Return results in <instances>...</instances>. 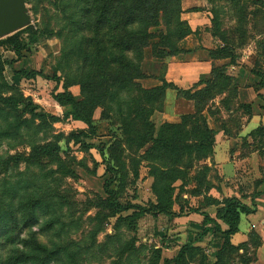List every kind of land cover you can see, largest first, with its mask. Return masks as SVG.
Instances as JSON below:
<instances>
[{"label": "rangeland", "instance_id": "obj_1", "mask_svg": "<svg viewBox=\"0 0 264 264\" xmlns=\"http://www.w3.org/2000/svg\"><path fill=\"white\" fill-rule=\"evenodd\" d=\"M223 1L218 2L220 19L230 32L228 38L219 36L234 46L239 72L264 71V50L260 49L264 46V7L244 0L246 9L241 5L236 12L230 11L229 0ZM26 2L29 23L0 36V264H164L167 258L175 259L183 247L184 258L172 264L206 262L209 251L215 250V238L204 232L214 225L192 217L173 220V215L179 214L180 203L186 208L178 217L193 212L202 202L192 196L197 195L196 188L207 193L214 181H222L221 169L208 167L215 159L213 141L217 135L221 140L222 134H210L211 144L204 141V147L196 146L208 136V116L203 111H208L210 119L221 110L227 112L222 93L216 99L209 90L193 89L191 95L201 102L198 112L186 116L180 127L164 124L156 128L155 136L159 131L162 136L157 146L150 142L141 147L144 133L151 134L143 124L147 116L138 112L142 107L128 102L134 89H152L149 86L157 82L144 84L146 78H138L126 88L127 82L117 79L111 87L115 82L109 74V82L101 88L107 91L106 98L100 97L91 116L93 132L88 124L66 118L68 107L55 99L58 93L70 91L82 100L85 94H92L101 78L90 60L101 59L97 46H110L103 42L102 33H92V25L84 31L80 25L90 0ZM112 49L105 52V58L112 60ZM150 56L148 49L143 70ZM220 75L227 77L226 73ZM131 84L134 88L129 91ZM161 99L145 106L157 109L154 114L164 105L165 98ZM232 106L236 109L237 104ZM234 117L229 119L230 131L224 130L233 139L239 122ZM154 120L158 125L163 121L160 115ZM81 129L92 132L83 137L95 145L89 151L83 144L69 141ZM246 143L240 146V140H231L230 147H223L228 155L235 149L245 154L250 151ZM49 144L58 147L42 153L40 146ZM100 145H105L104 154L97 147ZM170 185L178 194L177 213H148L135 220L128 217L141 215L134 204L150 207L158 189L164 199L171 198ZM109 189L115 191L118 203L100 204L99 197H109ZM192 200L195 203L190 207Z\"/></svg>", "mask_w": 264, "mask_h": 264}, {"label": "crops", "instance_id": "obj_2", "mask_svg": "<svg viewBox=\"0 0 264 264\" xmlns=\"http://www.w3.org/2000/svg\"><path fill=\"white\" fill-rule=\"evenodd\" d=\"M219 1L221 0H181L182 19L188 22L192 33L182 40L180 44L182 51L178 55L161 60L151 55L145 59V64L148 67L144 70L149 71L147 74L150 76L145 79L144 84L148 81H155L157 83L149 88L161 86L163 78L180 89L188 90L201 81L213 79L216 82L218 78L213 74V69L225 66V73L231 80L228 90L223 92L222 96L223 98L231 96V100L235 101L233 103L237 104V110L233 108L225 112L219 106L221 112H219L220 114L216 113L213 118L211 117L212 124H210L211 119L208 111H205L206 109L203 111L205 115L207 112L209 129L213 130L214 134H222L221 140H218L217 135L216 141H214L215 161H213L215 164L211 160L208 163V167L215 165V168L221 169L222 181L220 183L214 181L207 193L199 192L196 193L197 195H192L194 199L198 197L197 199L202 201L196 206L200 209L199 211L187 212L183 215L184 217L173 215L175 216L173 220H188L189 217L204 220L207 215L215 220L223 230H226L228 226L217 218V207L207 204L204 201L205 197L238 198L254 211L248 214L242 213L239 231L231 237V245L237 249H234L235 252L231 253V257L229 253H226L224 259L226 260L229 256L228 264H246V262H248L247 264H264V134L255 138L251 135L259 128H264V85L259 84L261 77L257 76L253 70H247L245 71L247 73L244 74V69L239 72V61L238 64H233L229 58L216 57V50L229 43V40L223 39L219 33L228 38L230 32L220 19L222 9L218 6ZM243 1L241 0V5L245 7ZM254 1L256 0H252V4ZM227 4L231 6L230 11L236 10L232 3ZM248 16L250 19L251 14ZM243 57L244 63H247L249 55L245 53ZM205 86L206 83H200L196 91L202 90ZM230 91L234 95L233 97L230 95ZM219 95L221 93H216L215 98L219 99ZM171 96H175L176 99L170 100ZM220 103L221 101H219ZM239 105H250L251 114H248L246 108H240ZM178 107L179 110H177ZM197 112L196 101L180 96L176 89H167L164 105L161 110L152 115L151 121L156 128H161L164 124H181L185 116L194 115ZM234 113L238 114L235 117L239 119L236 124L238 134L235 139L230 134H225L224 131L225 129L230 131L229 119L234 117L231 115ZM156 115H160L163 119L159 125L154 120ZM218 117H223V121H218ZM231 140H240V146L247 141L250 151L243 154L235 149L234 153L228 155L223 145L230 147ZM255 193H257L256 196ZM177 195L174 193V198ZM155 196V200L153 199L151 202L156 204L159 201V193H155ZM194 203L193 201L190 206H193ZM175 204L176 202L173 209L177 210L176 207L179 205ZM209 224L214 225V223ZM212 234L215 238V250L209 251L206 264H216L218 253L224 242L222 232Z\"/></svg>", "mask_w": 264, "mask_h": 264}, {"label": "trees", "instance_id": "obj_3", "mask_svg": "<svg viewBox=\"0 0 264 264\" xmlns=\"http://www.w3.org/2000/svg\"><path fill=\"white\" fill-rule=\"evenodd\" d=\"M229 3L233 4L236 12L237 10H240L241 0H229ZM253 3L254 5H261L264 7V0H256ZM244 9L245 7L243 6V10ZM84 10H86L84 16L85 19L80 22L82 30L84 31L88 28V26L92 25L93 27H91L93 30V34L102 33L105 36L103 42L108 41L107 43L110 48L114 49V52L113 49L111 50L113 52V57L112 60L105 58V52H107L110 48H106V46H103V43L100 44V46H97V55H101V59L94 61L90 60L91 63H93L95 66L98 79L100 77L103 78V80H101L100 78L98 81H96L97 88L94 91H91V95L88 96V94H85L82 100H77L70 91L58 93L55 96V99L59 104L68 107V111L65 114L66 118H71L81 123L88 124L91 130L94 132L95 127L92 124L91 116L94 106H97L101 103L98 101L100 97L103 96L106 98L105 95H107V91L104 92L103 89L101 90V88L103 85L109 82V78H107L109 77V74L110 78H112L115 82L111 85V87L117 84V79L120 80V82H127V88L128 86H130V83L128 84V82H130L131 80L134 82V80L136 81V79L138 78H148L150 75H148L142 68V60L144 58L145 51L150 49L151 55L159 60L176 56L182 51L180 48L182 40L186 36L191 34L192 30L188 22L182 19L183 9L181 0H90ZM259 12V10L256 12L257 15ZM252 15L256 18L255 14ZM263 43L264 42H262V44ZM260 47V49L264 50L263 45H261ZM89 51L92 50L89 49ZM215 53L216 57L218 58H229L233 64L237 63L238 54L237 52H235L234 46H232L230 43H227L225 46L217 49ZM132 56H134V58H132ZM262 56L264 57V51ZM87 64H89V62ZM224 71H226L225 66L214 68L213 74H215L218 78L217 81L214 82V80L211 79L200 82L206 83V86L202 90L211 91V96L213 98H215L216 93H223L227 91L228 87L230 86L231 79L228 76L223 78V76L220 75L221 73H225ZM253 72L257 76L261 77V82L259 84L264 85V71L253 70ZM161 81H163V84L156 88L145 89L143 87H139L137 89H134L135 92L133 93L132 98L134 100L129 98L128 103L130 106L136 105L142 107V109L138 110V112H142V114L147 116L145 117L146 119H143V124H145V126H148V130L151 132V134H147L146 132L144 133L141 147H145L146 144L150 142H153V147H155L161 140V131L158 132L160 134H157L155 136L156 127L150 119V116H152L153 112L157 109H151L146 107L145 105H150V102L156 100V98H162V102L165 98V92L167 88H174L178 91L180 96L196 100L197 108L199 110L198 105L201 102L200 100L198 101V97H194L193 95H191V93L193 89H196L200 83L191 89L185 90L178 88L175 84L169 83L163 78L161 79ZM125 85L126 84H124L123 86ZM131 86L132 87L128 89L129 91L133 90L134 88L132 84ZM229 93L230 95H232V97L234 96L231 91ZM147 94L151 95L146 96ZM152 95L155 96L151 98ZM129 97H131V95ZM230 97H225L222 100L226 110H231L233 107V102ZM89 103L92 105L90 107H87V105H90ZM239 107L246 108L248 114H251L250 105H239ZM184 118L183 123L185 121ZM181 124H166V126L177 128L180 127ZM90 133L92 132H88L86 129L78 130L77 132H73L71 134L69 141L70 139H72L75 143H81L83 144V147L87 151H89L95 145L85 142L83 140V137L91 135ZM206 134L208 136H203V138L206 139L203 140V138H201L199 142H196V146L204 147V141L207 142L211 140L212 136H210V134L213 135L214 132L213 130L206 127ZM263 134L264 128H259L251 135L253 138H255L256 136ZM185 143L186 146H189L187 142ZM209 144H211L210 141ZM53 146L54 148L58 147L56 144H49L48 146L41 145L39 149H41L43 153L46 151H50V149H52L51 147ZM97 147L100 149V152L104 154L105 145H100ZM201 147H199V149H201ZM170 188L171 198L164 199V196L161 195V191H159V189L157 188L159 193L158 203H151L150 207L148 208L134 204L135 206L133 207L139 209V211H141V215L133 214L129 215L128 217L134 218L137 216V218H139L148 213H153L154 215L160 213L172 214L173 210L175 211L173 207L174 203L176 202V198H174L173 186L170 185ZM195 192L199 193L200 191L198 188H196ZM106 193L109 195V197H99L98 201L100 204H109V206H112L115 200L118 203L114 190L109 189ZM256 195L257 193H255V196ZM205 201L207 204L215 205L217 207V218L222 220L228 226L226 230H223L215 220H212L207 215L205 216V224L214 223V226L206 229L204 234L216 232H222L224 234V242L222 248L218 253V261L216 262V264H225V262L226 264H228L230 262V258L228 256V258L225 260V254L229 253L231 257V253L235 252L234 249H237L231 245V237L239 231L241 215L242 213H252L254 210L247 207L241 202L240 199L235 197L215 199L207 196L205 197ZM180 205H182L180 206L181 210L186 208V206H184V203H180ZM117 207L120 206H118L117 204ZM192 210H194L193 212H197L200 209L194 207ZM115 211L119 212L118 209ZM175 213L177 212L175 211ZM185 252L186 248L183 247L180 251V254L175 259L167 258L165 259L164 264H172L173 262L179 263L184 258ZM247 263L248 262H246V264ZM201 264H206V262L204 261V263L202 262Z\"/></svg>", "mask_w": 264, "mask_h": 264}, {"label": "water", "instance_id": "obj_4", "mask_svg": "<svg viewBox=\"0 0 264 264\" xmlns=\"http://www.w3.org/2000/svg\"><path fill=\"white\" fill-rule=\"evenodd\" d=\"M29 21L26 0H0V36L22 29Z\"/></svg>", "mask_w": 264, "mask_h": 264}]
</instances>
